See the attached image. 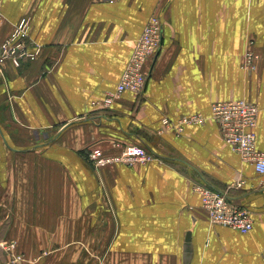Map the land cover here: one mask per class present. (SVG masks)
I'll return each mask as SVG.
<instances>
[{
    "label": "crops",
    "instance_id": "0c3cea01",
    "mask_svg": "<svg viewBox=\"0 0 264 264\" xmlns=\"http://www.w3.org/2000/svg\"><path fill=\"white\" fill-rule=\"evenodd\" d=\"M1 12L0 43L28 21L25 56L0 59V228L18 264H264V175L210 119L214 102L255 104L264 151V0H2ZM152 16L162 38L145 91L103 107ZM194 114L204 121L174 130ZM125 145L154 160L92 167L93 148ZM194 183L247 209L252 229L210 224Z\"/></svg>",
    "mask_w": 264,
    "mask_h": 264
},
{
    "label": "built area",
    "instance_id": "2783aa9c",
    "mask_svg": "<svg viewBox=\"0 0 264 264\" xmlns=\"http://www.w3.org/2000/svg\"><path fill=\"white\" fill-rule=\"evenodd\" d=\"M2 0H0V26L2 24L1 12ZM159 18L152 16L146 23L140 38L132 49L131 56L125 69L119 77V81L113 91L107 92L102 100L103 107H109L123 93L129 92L140 96L146 88L148 66L154 60L161 45L162 25ZM28 21L20 19L12 28L8 37L0 43V59H15L25 56L26 46L23 41L27 36ZM254 55L246 53L244 63L247 69L253 68ZM258 107L244 100L214 102L210 108V119L218 127L223 142L230 150L246 163L253 166L257 175H264V151L256 148V134ZM204 118L198 114L182 118L175 125L180 132L183 125L202 123ZM163 126H169L166 120ZM154 160V155L141 146L125 145L115 155H105L100 149L93 148L89 153V161L96 170H100L112 164L132 166L134 164L145 165ZM245 185L243 179L231 182L226 190L242 189ZM193 190L200 196L201 208L210 224L231 228L240 234H247L252 229L250 212L240 206L231 203L226 193L218 192L203 184L193 185ZM0 250L8 257L10 264H18L22 261V255L16 253V242L8 239L0 240Z\"/></svg>",
    "mask_w": 264,
    "mask_h": 264
},
{
    "label": "rangeland",
    "instance_id": "374dc122",
    "mask_svg": "<svg viewBox=\"0 0 264 264\" xmlns=\"http://www.w3.org/2000/svg\"><path fill=\"white\" fill-rule=\"evenodd\" d=\"M2 21H3V20H2ZM251 63H252L253 68H254V59L252 60ZM253 68H252V69H253ZM140 96H141V95H140ZM119 151H120V149H119ZM92 167H93V166H92ZM93 168H94V167H93ZM95 170H96V169H95ZM1 231H2V230H1V228H0V240L3 239V238H2V235H1V234H2ZM4 256H5V258H6V262H5V260H3V259H4V258H3ZM6 263L10 264L9 261H8V257L4 254L3 251L0 250V264H6Z\"/></svg>",
    "mask_w": 264,
    "mask_h": 264
}]
</instances>
